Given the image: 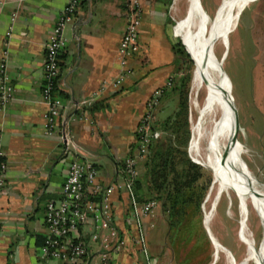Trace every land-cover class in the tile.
Listing matches in <instances>:
<instances>
[{
    "label": "crops",
    "instance_id": "crops-1",
    "mask_svg": "<svg viewBox=\"0 0 264 264\" xmlns=\"http://www.w3.org/2000/svg\"><path fill=\"white\" fill-rule=\"evenodd\" d=\"M131 1L82 0L66 23L64 59H59L54 94L63 109L56 129L47 133L46 108L40 103L44 46L68 0H0V64L4 61L14 91L13 100L0 110V142L8 166L0 191V264H40L37 254L46 237L45 207L48 201L61 199L72 160L94 166L104 184L124 182L122 160L135 148L134 131L147 99L168 78L176 82L179 59L172 46L177 42L165 4L137 0L142 10L138 52L128 60L130 74L122 85L111 89L119 72L118 46ZM102 86L106 88L101 91ZM175 95L172 89L165 92L154 120L165 119L160 120L159 113L167 102L176 104ZM90 99L89 106L81 105ZM64 139L69 143L67 152ZM131 200L130 192L123 189L111 197L119 229L126 237L114 264L166 263L163 249L155 242L163 232L153 233L156 208L140 223L130 214ZM205 231L209 241L212 236L229 255L236 251V244L232 248L220 241V229ZM137 236L139 244L132 242ZM213 261L205 264L219 263Z\"/></svg>",
    "mask_w": 264,
    "mask_h": 264
},
{
    "label": "rangeland",
    "instance_id": "rangeland-1",
    "mask_svg": "<svg viewBox=\"0 0 264 264\" xmlns=\"http://www.w3.org/2000/svg\"><path fill=\"white\" fill-rule=\"evenodd\" d=\"M158 1L165 4L169 27L176 37V42L182 41L184 43L185 41L189 46L188 48L184 43L193 62L191 70L192 82V74L195 67L194 56L192 54V39L188 31L184 29L183 24L177 22L185 14V3L181 1L174 6V0ZM223 1L194 0V9L199 26L202 30V35L207 39L210 37L213 28L217 25ZM177 29L184 41L177 33ZM185 36L189 38L191 45ZM260 47H264V0H245L239 19L228 36L226 48L219 41L215 46L214 53L216 60H221L224 56L223 71L227 78L224 79V85L221 89L223 100L226 102L222 104V111L223 113L229 112L231 122L233 119L231 134L234 132V119L235 113H237V142L244 147L245 151L241 154L242 166L251 176L256 177L262 183L264 189V58L262 57L264 52L260 51ZM177 67L176 81L185 74L188 68L187 61L184 57L179 60ZM189 94L188 119L190 139H192ZM171 103L172 101L167 102V106L159 113L158 118L160 120L173 113L171 111H175L177 102L173 106ZM156 112H159V107L156 109ZM192 115L194 118L195 113L193 112ZM154 123L156 128L160 124L156 120H154ZM163 138V133L159 130H154L152 138L154 144L163 140ZM190 151L193 153L192 146H190ZM187 154L191 161L188 148ZM195 157L205 164V167L196 165L202 169V177L199 182L207 186L208 189L200 205V215L195 217L194 222H191L189 226V221L187 224L184 223L181 228H178V234L174 236L169 231L168 222L166 215L163 213L161 202L157 199L154 200L156 202V225L153 233L155 232L157 234L160 232L162 234L163 232L161 236L157 237L155 242L163 249V258H167L164 264H168V259L170 258L173 259L171 260L172 264H205L207 261L214 260L215 249L211 242L212 236L211 241H209L203 225L204 216L211 211L215 199V190L208 197L213 180L214 164L210 157V160L202 159L196 155ZM141 172L142 167L140 166ZM228 187V194H222L213 209L209 227L214 232L220 229L222 234V240L220 241L224 245L228 247L231 245L233 248L236 244V251L233 250L232 254L229 255L225 252L219 253L217 258L218 264H229L232 257L236 260L237 264H243V259L246 255V246L245 235L240 229L239 189L231 183H228ZM248 206L249 220L247 226L254 238L249 264H264V235L259 226L260 223L256 211L250 205ZM161 214H163L164 220ZM209 227L206 226L208 231ZM106 234L107 231H104V235ZM218 237L220 239V236ZM149 241L154 243L151 238H149ZM92 247L93 249L98 248V244L92 243ZM167 247H172L173 250L169 251ZM154 264H159V262H155Z\"/></svg>",
    "mask_w": 264,
    "mask_h": 264
},
{
    "label": "built area",
    "instance_id": "built-area-1",
    "mask_svg": "<svg viewBox=\"0 0 264 264\" xmlns=\"http://www.w3.org/2000/svg\"><path fill=\"white\" fill-rule=\"evenodd\" d=\"M81 1L68 0L44 46L40 103L46 108L44 130L47 133L56 129V122L63 109L62 102L54 94L60 74L59 56L65 43L64 28L77 13ZM141 17L142 10L138 1L132 0L127 12V23L118 46L119 72L117 78L110 84L112 90L118 89L130 74L127 63L138 52V27ZM172 86L173 79L168 78L165 84L156 89L147 99L144 113L139 118L134 131L135 148L122 160L124 182L104 184L98 180V172L94 166L78 160H72L69 163L61 186V199L50 200L45 207L46 237L37 254L40 264L115 263L126 245V237L119 229L111 197L120 189L131 191L132 182L140 174V164L153 138L156 109L165 92ZM105 88L102 86L101 91ZM13 92L9 79L5 75L3 61L0 64V110L13 100ZM90 104L91 99L81 103L82 106ZM63 142L64 151L67 152L68 140L64 139ZM191 161L193 162L192 158ZM7 171L8 166L4 160L0 142V191L4 187ZM155 206L156 202L153 199L143 203L132 202L130 214L134 219L138 218L140 222L142 219L151 217ZM104 231H107L106 235ZM140 241L138 236L132 238L135 244H139ZM92 243H97L98 248L93 249Z\"/></svg>",
    "mask_w": 264,
    "mask_h": 264
},
{
    "label": "bare ground",
    "instance_id": "bare-ground-1",
    "mask_svg": "<svg viewBox=\"0 0 264 264\" xmlns=\"http://www.w3.org/2000/svg\"><path fill=\"white\" fill-rule=\"evenodd\" d=\"M181 1L185 3V14L177 22L183 24L184 29L191 36L195 63L189 94L191 136L214 164L213 184L208 197L215 190V199L212 209L210 208L211 211L204 216V224L209 227L217 201L222 194H228L229 187H231H228V183L236 186L239 189L240 229L245 235L246 246L243 264H249L254 238L247 226L248 205L256 211L259 226L264 235V189L262 183L242 166L241 154L245 152L244 147L238 142L232 143L233 119L231 122L229 112L223 113L222 111V104L225 102L221 90L225 79L222 73L223 60L222 62L216 60L214 53L219 41L226 48L228 36L239 19L245 0L223 1L217 25L208 39L202 35L194 9V0H174V6ZM185 38L191 45L190 40L186 36ZM193 112L195 113L194 118ZM212 244L215 249L214 259L218 258L220 252L227 253L213 237ZM230 261L234 264L232 259Z\"/></svg>",
    "mask_w": 264,
    "mask_h": 264
},
{
    "label": "trees",
    "instance_id": "trees-1",
    "mask_svg": "<svg viewBox=\"0 0 264 264\" xmlns=\"http://www.w3.org/2000/svg\"><path fill=\"white\" fill-rule=\"evenodd\" d=\"M177 33L184 41L178 29ZM184 43L186 44L185 41ZM172 50L179 60L183 57L186 59L188 68L171 88L177 97L175 111L160 122L157 128L153 123V130H159L164 134V138L155 144L152 139L148 152L140 164L142 172L132 182L130 195L131 201L135 203H143L150 199L161 202L169 231L175 236L178 234V228L188 221V226L191 225L195 217L200 215V205L208 189L199 182L202 169L198 165L205 167V164L195 155L206 160L210 158L193 138L190 140L188 94L193 62L181 42L175 43ZM59 59L63 60L64 56L60 54ZM188 144L190 156L198 165L192 163L188 157ZM122 170L124 173L123 166Z\"/></svg>",
    "mask_w": 264,
    "mask_h": 264
},
{
    "label": "water",
    "instance_id": "water-1",
    "mask_svg": "<svg viewBox=\"0 0 264 264\" xmlns=\"http://www.w3.org/2000/svg\"><path fill=\"white\" fill-rule=\"evenodd\" d=\"M181 43H182V45L184 46V48H185L186 52L188 53V55L190 56V54H189V52H188V50H187L185 44H184L182 41H181ZM223 58H224V56L221 58V60H220L221 62H222ZM190 59H191V56H190ZM191 61H192V59H191ZM221 62H220V63H221ZM222 73H223V76H224L225 78H227L225 72L222 71ZM230 98H231V96H230ZM233 110H234V112H235V108H234V106H233ZM236 124H237V113H235V119H234V132L232 133V137H231V139H232V143H233V144L237 143V126H236ZM190 140H191V139H190ZM189 144H190V141H189ZM212 184H213V182L211 183V187H212ZM211 187H210V188H211ZM203 225H204V228L207 230V228L205 227L204 221H203ZM207 232H208V230H207Z\"/></svg>",
    "mask_w": 264,
    "mask_h": 264
}]
</instances>
